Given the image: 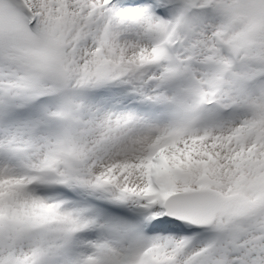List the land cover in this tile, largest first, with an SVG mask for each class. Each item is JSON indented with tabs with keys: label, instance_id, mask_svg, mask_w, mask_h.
Wrapping results in <instances>:
<instances>
[{
	"label": "snow or ice",
	"instance_id": "snow-or-ice-1",
	"mask_svg": "<svg viewBox=\"0 0 264 264\" xmlns=\"http://www.w3.org/2000/svg\"><path fill=\"white\" fill-rule=\"evenodd\" d=\"M0 264H264V0H0Z\"/></svg>",
	"mask_w": 264,
	"mask_h": 264
}]
</instances>
